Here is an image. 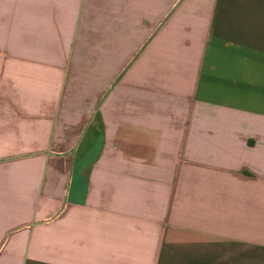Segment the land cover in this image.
<instances>
[{
  "label": "crops",
  "instance_id": "obj_1",
  "mask_svg": "<svg viewBox=\"0 0 264 264\" xmlns=\"http://www.w3.org/2000/svg\"><path fill=\"white\" fill-rule=\"evenodd\" d=\"M0 264H264V0H0Z\"/></svg>",
  "mask_w": 264,
  "mask_h": 264
}]
</instances>
